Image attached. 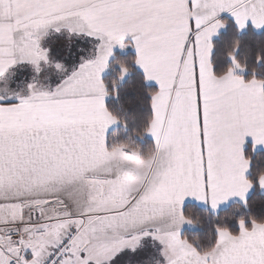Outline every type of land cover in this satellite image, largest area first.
<instances>
[{
    "label": "snow or ice",
    "instance_id": "1",
    "mask_svg": "<svg viewBox=\"0 0 264 264\" xmlns=\"http://www.w3.org/2000/svg\"><path fill=\"white\" fill-rule=\"evenodd\" d=\"M0 264H264V0H0Z\"/></svg>",
    "mask_w": 264,
    "mask_h": 264
}]
</instances>
